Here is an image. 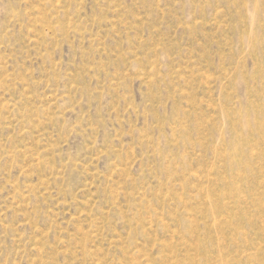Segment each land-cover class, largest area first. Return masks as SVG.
<instances>
[{"label": "rangeland", "instance_id": "rangeland-1", "mask_svg": "<svg viewBox=\"0 0 264 264\" xmlns=\"http://www.w3.org/2000/svg\"><path fill=\"white\" fill-rule=\"evenodd\" d=\"M0 264H264V0H0Z\"/></svg>", "mask_w": 264, "mask_h": 264}]
</instances>
